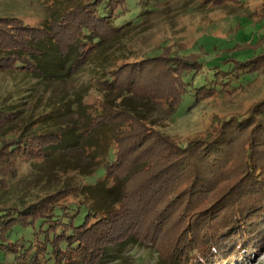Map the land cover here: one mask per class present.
<instances>
[{
	"label": "trees",
	"instance_id": "1",
	"mask_svg": "<svg viewBox=\"0 0 264 264\" xmlns=\"http://www.w3.org/2000/svg\"><path fill=\"white\" fill-rule=\"evenodd\" d=\"M59 1L37 25L0 15V74L35 80L27 96L41 83L87 78L37 116L40 96L30 111L0 107V192L22 165L75 146L91 152L102 175L29 203L0 204V264H131L134 249L153 264H223L264 247V98L243 115L215 116L205 136L183 142L127 103L174 113L185 102L191 109L248 92L264 76V10L250 19L261 34L220 54L215 46L209 53L171 45L140 55L127 42L149 30L148 17L168 0ZM246 1L200 0L196 9ZM91 93L98 101L88 104ZM67 113L76 119L57 124ZM71 196L81 199L65 201Z\"/></svg>",
	"mask_w": 264,
	"mask_h": 264
},
{
	"label": "rangeland",
	"instance_id": "2",
	"mask_svg": "<svg viewBox=\"0 0 264 264\" xmlns=\"http://www.w3.org/2000/svg\"><path fill=\"white\" fill-rule=\"evenodd\" d=\"M55 1L0 0V15H15L25 23L41 24L44 18L48 17L49 12L55 8ZM64 1L68 0H60L59 4ZM197 2L200 0H168L166 10L155 12L148 17L146 28L149 30L138 37L135 36L132 42L129 40L125 47L141 55L156 53L158 46L185 47L188 52H196L202 46L209 53L215 46L218 50L216 53L220 54L222 49L236 42L249 41L261 34L260 26H255L252 20L257 21L258 13L264 10V0H247L238 8L227 4L208 10H197ZM237 26L238 28L240 26L241 30L237 31ZM214 56L213 53L207 58L212 61L215 60ZM241 58L243 59L244 56ZM20 78L15 75L0 74V100L5 98L2 102L0 101V107L9 104L18 110L30 111L35 99L40 96L41 99L35 104L33 116L39 115L45 106L48 108L54 102H58L62 95L79 89L87 81L85 74H81L66 81L45 83L46 87H43L45 84L41 83L35 85L34 88L37 90L31 96H27L24 90L28 84L37 82ZM14 89L23 90V92H19L16 96L11 94ZM48 96L50 101L47 100ZM261 98H264V76L258 77L248 92L234 93L223 98L211 97L191 109L188 107L192 105V101L185 102L174 113L167 111L159 103L150 104L135 98L128 99L127 103L143 110L154 123L161 124L160 129L183 142L205 136L214 125L215 116L230 118L233 115H243ZM86 101L88 104L96 103L97 94L91 93ZM74 119H76L74 114L67 113L59 117L56 123L72 122ZM35 125L38 124L33 122V126ZM95 135L98 141L105 140V143L108 141L106 133ZM90 155V151H84L80 146H75L58 153L49 160L22 165L8 188L0 192V204L29 203L54 188L62 187L64 183L69 187L85 183L93 184L102 173L97 171V163ZM65 199L67 202H74L81 197L71 196ZM254 247L256 246L251 245L250 250L242 251L239 256H231L223 264H264V247L252 251ZM136 250L131 252V264H153L143 251ZM7 261L10 262V259Z\"/></svg>",
	"mask_w": 264,
	"mask_h": 264
}]
</instances>
